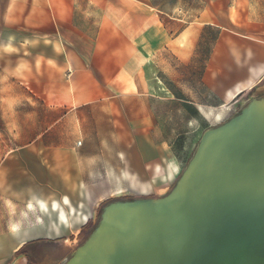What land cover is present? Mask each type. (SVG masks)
<instances>
[{
    "label": "crops",
    "instance_id": "obj_1",
    "mask_svg": "<svg viewBox=\"0 0 264 264\" xmlns=\"http://www.w3.org/2000/svg\"><path fill=\"white\" fill-rule=\"evenodd\" d=\"M173 57L185 66L198 64L185 81L198 87L180 89H197L218 104L236 99L264 79V0H0V91L23 89L29 105L39 107L17 121L14 147L16 169L30 171L35 181L28 183L27 175L0 179V193L33 207L39 221L0 231V262L27 264L25 247L82 226L80 234L91 218L82 208L90 201L79 189L84 183L66 173L75 166L76 150L79 156L93 153L88 128L76 123L95 117L103 124L98 138L117 139L121 131L108 113L119 106L127 122L143 123L130 126L132 150L116 140L121 157L134 156V173L124 174L130 187L143 193L176 176L169 162L162 165V141L147 109L154 90L150 76ZM229 91L234 96L227 101ZM64 197L78 211L73 202L81 204L88 219L78 225L77 213L70 215L71 222L58 227L65 233L49 236L42 225L49 214L42 215L36 199L60 203Z\"/></svg>",
    "mask_w": 264,
    "mask_h": 264
},
{
    "label": "water",
    "instance_id": "obj_2",
    "mask_svg": "<svg viewBox=\"0 0 264 264\" xmlns=\"http://www.w3.org/2000/svg\"><path fill=\"white\" fill-rule=\"evenodd\" d=\"M65 264H264V99L206 131L167 195L106 205Z\"/></svg>",
    "mask_w": 264,
    "mask_h": 264
},
{
    "label": "rangeland",
    "instance_id": "obj_3",
    "mask_svg": "<svg viewBox=\"0 0 264 264\" xmlns=\"http://www.w3.org/2000/svg\"><path fill=\"white\" fill-rule=\"evenodd\" d=\"M197 67L198 64L193 63L185 66L182 60L173 57L161 62L160 67L156 68V72L150 76L154 83V90L149 92V107L147 109L152 114L149 118V125L150 123L154 124L158 131L155 133L158 134V139L162 141L163 152L165 153V157L162 159L163 167H166L167 162H169V165L175 168L176 176L168 183L157 182L143 193H139L130 187L124 174L125 172L134 173V156L128 154L121 157L118 154L116 140L125 142L127 148L132 150L133 131L130 130V126H140L143 123L131 124L127 122L119 106H113L112 112L108 113L113 124L121 131L117 139L114 134L111 140L98 138V130L103 124L96 122L95 117H89L87 122L76 123V128H88V142L93 143V147L91 146L93 153L86 157L79 156L76 150L75 166L71 168L69 165L66 173L70 176L69 178H74L76 184L84 183V188L81 186L79 189H86L90 201L89 204L84 203L82 208L89 215L92 213L91 218L80 234L78 232L82 226L70 235L56 236L65 233V230L49 232L55 222L54 214L49 213L48 218L44 220L48 230L46 234L56 237L35 241V245L25 247L28 253L27 264L67 263L77 248L95 229L103 208L109 203L136 199H158L167 195L187 168L206 131L227 122L252 101L264 99V79L254 87L244 91L236 99L227 100L229 102L223 104H218L217 99L205 95L204 92H197V89H180V87H198L194 82H185L188 81L187 78L190 79L186 73L196 71ZM0 86L5 87V84L0 82ZM24 93L23 89L0 91V97H4L0 100V179L5 181L22 179L23 175H27L25 180L31 183L35 179L31 178L30 171L25 172L16 169L17 157L14 153L15 136L21 129V125L17 121L23 118L22 114L31 111V109L39 111V107L32 108L29 105L30 100L24 97ZM8 94L14 95V99H9ZM75 141L83 143L84 140L83 137H78ZM75 146L79 147V145ZM101 146L105 147L104 153L100 152ZM83 157H85V161L79 160ZM71 161L72 157L69 158V162ZM169 165L167 172L171 169ZM50 180L51 183L55 182V178ZM80 197L83 198L81 194ZM84 197L86 198V196ZM73 205L75 207L79 205L78 209L80 212L82 211L81 204L73 202ZM37 221L39 218L33 207L10 202L5 195L0 193V231L10 226L13 228V225H30ZM80 224L83 222H79L78 225ZM78 225H75L74 229ZM12 260L5 263L0 262V264H11Z\"/></svg>",
    "mask_w": 264,
    "mask_h": 264
},
{
    "label": "bare ground",
    "instance_id": "obj_4",
    "mask_svg": "<svg viewBox=\"0 0 264 264\" xmlns=\"http://www.w3.org/2000/svg\"><path fill=\"white\" fill-rule=\"evenodd\" d=\"M233 96H234V92L229 91L227 93L226 100H230ZM167 174L168 176L172 177L173 176L172 170L170 169L167 172ZM36 203L42 215L49 214V213H53L55 215V222L50 228V230L52 229V230L58 231L59 230L58 227L69 224L70 220L68 216L75 215L76 213H77L76 218L78 217V222H85L88 219L87 213H83V212L76 210L70 204L67 197H64L63 201H61L60 203H58L56 200H52L49 203H46L44 200H40V199H36ZM29 205H31L30 202H29ZM109 215L110 213L107 212L106 217H108ZM45 223L46 222L43 220L42 225L45 226Z\"/></svg>",
    "mask_w": 264,
    "mask_h": 264
},
{
    "label": "trees",
    "instance_id": "obj_5",
    "mask_svg": "<svg viewBox=\"0 0 264 264\" xmlns=\"http://www.w3.org/2000/svg\"><path fill=\"white\" fill-rule=\"evenodd\" d=\"M85 227H86V226H85ZM85 227H83V229H82V230H84V229H85ZM81 232H82V231H81ZM16 253L18 254V253H20V251H18V252H16Z\"/></svg>",
    "mask_w": 264,
    "mask_h": 264
}]
</instances>
